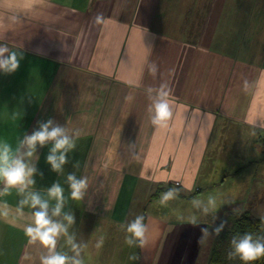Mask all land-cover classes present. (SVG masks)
<instances>
[{"label":"crops","instance_id":"crops-1","mask_svg":"<svg viewBox=\"0 0 264 264\" xmlns=\"http://www.w3.org/2000/svg\"><path fill=\"white\" fill-rule=\"evenodd\" d=\"M0 48L18 61L0 68V145L36 169L26 187L0 179V264H207L215 229L243 211L264 241V0H0ZM49 120L75 144L60 171L47 162L54 141L31 156L21 143ZM70 174L87 178L79 200ZM32 193L67 229L54 248L26 234L40 210ZM199 205L203 222L182 218ZM140 216L143 245L128 231ZM192 242L189 260H173Z\"/></svg>","mask_w":264,"mask_h":264},{"label":"clouds","instance_id":"clouds-1","mask_svg":"<svg viewBox=\"0 0 264 264\" xmlns=\"http://www.w3.org/2000/svg\"><path fill=\"white\" fill-rule=\"evenodd\" d=\"M101 17H97V22H100ZM6 49L0 48V55ZM18 61L16 60V54L12 53L8 58L0 60V68L6 71H13L17 68ZM157 118L166 119L171 115L167 102H161L156 104ZM51 129V130H50ZM48 141H54V146L51 149V154L47 156V162L51 164L52 169L55 171H60L61 166L66 163V156L69 150L75 147L74 141L66 134L64 128L59 126H52V121L49 120L47 123L41 124L39 130L35 131L31 136H26L21 142L22 145L26 144L28 146V152L26 155L31 156L36 149L37 143L44 145ZM10 147L7 144L0 145V179L6 181L7 186H15L17 184L22 186H27V184L34 183V181L29 180L33 172L36 171L34 167H30L23 162L22 157L12 158L10 155ZM59 152V155L57 153ZM41 175H43L41 173ZM68 182L70 183L72 189V198L79 200L82 196V190L87 186V178H82L77 180L74 174L68 176ZM49 195L57 200L56 207L53 211V215H59L61 208L64 203L63 199V189L60 187L59 183L56 182L49 189ZM173 193L168 192L162 199V203L172 198ZM31 206H39V211L34 213L36 227H29L26 229V234L31 236L33 240L37 237L41 243L45 246L51 248L55 247L56 237L61 232H66L67 229L60 223L53 222L48 216V202L42 200L40 196L36 193L31 194ZM21 203H27V201H22ZM65 219L71 223L73 217L70 214L65 215ZM143 217H137V219L132 222L128 231L135 237L139 239L141 245L144 244V235L146 228L143 224ZM195 223V220L191 221ZM223 228V223L220 227L216 228L215 231H219ZM207 232V229H203ZM127 243L131 244L132 240H127ZM235 247V253L239 254L241 259L244 261H253L258 257L264 255V243L259 240H253L250 234H246L238 242L233 240ZM75 248L76 245H73ZM136 259L137 257H132ZM69 257L61 254L50 255L43 260V264H66ZM71 264H81L80 260L72 259Z\"/></svg>","mask_w":264,"mask_h":264},{"label":"trees","instance_id":"trees-1","mask_svg":"<svg viewBox=\"0 0 264 264\" xmlns=\"http://www.w3.org/2000/svg\"><path fill=\"white\" fill-rule=\"evenodd\" d=\"M246 234H250L253 240L264 243L260 219L247 211L230 213L227 223L212 238L207 264H264V255L253 261H244L235 253L233 240L238 242Z\"/></svg>","mask_w":264,"mask_h":264},{"label":"rangeland","instance_id":"rangeland-1","mask_svg":"<svg viewBox=\"0 0 264 264\" xmlns=\"http://www.w3.org/2000/svg\"><path fill=\"white\" fill-rule=\"evenodd\" d=\"M251 165H254V164H256V162H251L250 163ZM250 164H248V163H246V165H247V167L245 168V166L244 167H242L241 169H239V175L238 176H235V180L237 181V185H242V187H243V189L241 190L239 187V191L241 190V192H242V194L240 193V195H239V200H241V205H244V204H246V202L247 201H250L249 203H251V199H249L248 198V200H247V197H248V195H249V191H252V188H251V185L249 184V185H247L248 184V179H245V175H246V172H248V170H250ZM253 168V167H252ZM258 168H260V166L258 167ZM257 168V169H258ZM248 169V170H247ZM259 170V169H258ZM228 176V175H227ZM245 176V177H244ZM250 183V182H249ZM205 190V189H204ZM221 190V188L219 189V191ZM249 190V191H248ZM253 191H255V189L253 188ZM241 196V197H240ZM216 203H218V202H215V203H213V204H209V203H207V204H209L208 205V207L209 206H215L216 207V211H217V208L219 207V205H217ZM247 204H248V202H247ZM246 204V205H247ZM197 208H199L202 212H199L198 210H196V208H193L192 206H191V208H188V209H186V211H187V213H183V217L182 218H189V219H191V220H195L196 221V223L197 224H199V223H201V222H203L202 220H205V212H206V210L207 209H201L200 208V205L199 206H197ZM211 209H213L214 211H215V209L214 208H212L211 207ZM215 211V212H216ZM214 212V213H215ZM210 214H208V216H209ZM210 216H212V214L210 215ZM203 217V218H202ZM201 218H202V220H201ZM201 221V222H200ZM205 242V241H204ZM204 242H203V246H202V248H204L205 247V245H204ZM196 246H197V243H194L193 244V242L189 245V250H184V251H180V249H179V247L176 245V248H175V250H174V252H173V260L174 259H176L177 258V260L179 259V257H178V255L179 256H181V258L179 259L181 262L182 261H186L187 259L189 260V258L188 257H192L193 256V254H194V251H195V248H196ZM180 252H181V254H180ZM202 254H203V252H201L200 253V256H199V259H202Z\"/></svg>","mask_w":264,"mask_h":264},{"label":"built area","instance_id":"built-area-1","mask_svg":"<svg viewBox=\"0 0 264 264\" xmlns=\"http://www.w3.org/2000/svg\"><path fill=\"white\" fill-rule=\"evenodd\" d=\"M176 184L178 183V181L175 182Z\"/></svg>","mask_w":264,"mask_h":264}]
</instances>
